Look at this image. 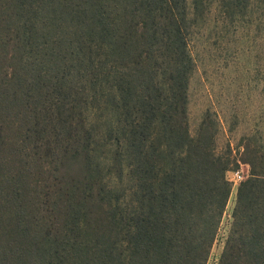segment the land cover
I'll return each instance as SVG.
<instances>
[{
	"label": "trees",
	"instance_id": "1",
	"mask_svg": "<svg viewBox=\"0 0 264 264\" xmlns=\"http://www.w3.org/2000/svg\"><path fill=\"white\" fill-rule=\"evenodd\" d=\"M192 15L0 0V264H207L241 163L217 264H264V150L189 130Z\"/></svg>",
	"mask_w": 264,
	"mask_h": 264
},
{
	"label": "rangeland",
	"instance_id": "2",
	"mask_svg": "<svg viewBox=\"0 0 264 264\" xmlns=\"http://www.w3.org/2000/svg\"><path fill=\"white\" fill-rule=\"evenodd\" d=\"M194 17L190 37L195 60L189 84L188 121L196 135L207 113L216 123L218 152L243 157L244 137L264 150V0H187ZM249 175L241 163L229 171L232 191L207 264H217L232 223L237 188Z\"/></svg>",
	"mask_w": 264,
	"mask_h": 264
},
{
	"label": "built area",
	"instance_id": "3",
	"mask_svg": "<svg viewBox=\"0 0 264 264\" xmlns=\"http://www.w3.org/2000/svg\"><path fill=\"white\" fill-rule=\"evenodd\" d=\"M237 174V178H238V182H240L239 180H243L242 178H243V176L242 175H240V173H239V171L236 173Z\"/></svg>",
	"mask_w": 264,
	"mask_h": 264
}]
</instances>
